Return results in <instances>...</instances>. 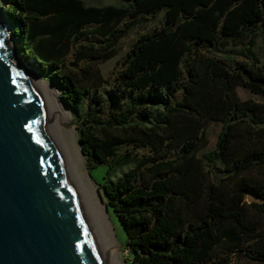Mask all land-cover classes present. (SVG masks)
<instances>
[{
	"label": "trees",
	"instance_id": "obj_1",
	"mask_svg": "<svg viewBox=\"0 0 264 264\" xmlns=\"http://www.w3.org/2000/svg\"><path fill=\"white\" fill-rule=\"evenodd\" d=\"M9 3L23 51L77 117L83 155L106 166L102 189L132 264H217L218 249L264 261L255 219L264 214V101L236 92L264 99V62L253 50L264 0ZM161 10L162 26L135 39L111 82L91 73ZM234 47L242 54L233 64L208 53ZM213 122L217 140L202 153Z\"/></svg>",
	"mask_w": 264,
	"mask_h": 264
},
{
	"label": "water",
	"instance_id": "obj_2",
	"mask_svg": "<svg viewBox=\"0 0 264 264\" xmlns=\"http://www.w3.org/2000/svg\"><path fill=\"white\" fill-rule=\"evenodd\" d=\"M9 33L0 19V264H108Z\"/></svg>",
	"mask_w": 264,
	"mask_h": 264
},
{
	"label": "rangeland",
	"instance_id": "obj_3",
	"mask_svg": "<svg viewBox=\"0 0 264 264\" xmlns=\"http://www.w3.org/2000/svg\"><path fill=\"white\" fill-rule=\"evenodd\" d=\"M115 0H84V2L87 5H93V4H108L113 3ZM13 12L11 9V4L9 3V0H0V19H2L3 22H5L8 25V31L10 32V39H9V46L12 47L13 55L15 56V61H18L20 63L25 64L28 66V69L33 70L35 72V75L41 80L45 81L47 83H50L51 86L55 87L57 91V99L60 104L64 105L63 99L61 98L62 92L61 90L56 87V83L53 82L50 76H47V71H44L45 69H40V64L36 63L35 60H30L31 58L29 55H26V53L22 49V45L19 41V36L17 34H14L15 26L13 23L9 20L8 16L10 13ZM149 19L142 22V23H136L132 26V28L127 32L126 36L121 38V40L117 44V53L108 59L105 62H99L96 66V71L93 70V75L99 74L102 77V80H107V82H111L114 77L117 75V72L122 69L124 65V57L125 53L129 51L131 46L133 45V42L137 37H139L142 34L151 32L153 29H159L164 20V10H161L157 13H153L149 15ZM238 47L229 48L227 50H219V51H209V54L215 55L216 57L222 59V61H225L228 64H233L235 59L241 57V52ZM253 50L256 52V55L258 56L260 62H264V36L260 35L257 40H255V45L253 47ZM101 80V81H102ZM100 81V83H101ZM107 86V85H106ZM236 92L238 94V97L240 99H253L254 101H264L263 98L255 95V93L250 92V90L237 86ZM42 98H40L41 100ZM43 100H41L42 103ZM45 102V101H44ZM43 105V104H42ZM66 107V106H65ZM67 109V107H66ZM46 110V109H45ZM67 111L71 114L72 119L68 122L63 121L64 127V134L66 142L69 144V150L70 153L75 160L77 158L82 159V165L81 170L83 174L86 176L89 174L91 176L92 181L99 187V191L101 192L104 201L107 204V207L111 209V218L113 220V224L116 229L118 242L120 243L121 249L123 250L125 256V260L127 264H132V254L127 247L126 240L127 235L125 232V229L123 225L121 224V221L116 216L113 209L109 206L106 195L102 189V185L105 182V172H106V166L105 165H96L92 166L91 163L85 158L83 155V151L81 149L80 142L78 140L79 132L77 127V117L70 112L68 109ZM48 112V110H47ZM49 113V112H48ZM50 115V114H49ZM51 117V116H50ZM69 123V124H67ZM69 129H73L75 131L74 137L71 131ZM220 130V122H213L207 126V137L209 139L207 145L201 150V152L208 151L214 147L215 141L217 140V134ZM77 151H79V157L77 156ZM127 167L124 168L126 170ZM253 209L250 208V211L252 212ZM255 219L258 221L259 230L264 229V214L262 215H256ZM219 250V251H218ZM217 252L219 254L220 261L217 262V264H264V261L258 260V259H252L249 256L245 255L243 252H229L227 250H221L218 249ZM221 251V253H220ZM228 253V254H227ZM224 259V260H222Z\"/></svg>",
	"mask_w": 264,
	"mask_h": 264
},
{
	"label": "bare ground",
	"instance_id": "obj_4",
	"mask_svg": "<svg viewBox=\"0 0 264 264\" xmlns=\"http://www.w3.org/2000/svg\"><path fill=\"white\" fill-rule=\"evenodd\" d=\"M24 69L33 82L38 103L47 117V121L55 135L54 137L62 151L63 159L85 204L84 206L92 221L91 224L98 237L97 240L104 254L105 261L108 264H127L125 260L126 255L118 242L119 239L111 218V209L107 207L98 189L99 187L92 181L91 176L83 174L81 170L82 159L77 158L74 161L70 153L69 144L65 139L64 129L66 127H64L63 121H70L72 119L71 114L64 105L59 103L55 87L51 86L50 83L41 81L33 70L28 69V66L24 65ZM40 98L43 100L42 103ZM69 131H71L74 137L75 131L73 129H69ZM77 152V156L79 157L80 153L79 151Z\"/></svg>",
	"mask_w": 264,
	"mask_h": 264
}]
</instances>
